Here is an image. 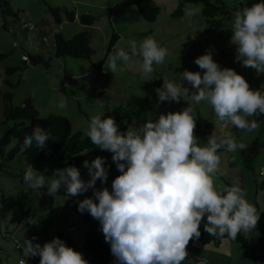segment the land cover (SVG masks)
<instances>
[{
    "label": "clouds",
    "instance_id": "1",
    "mask_svg": "<svg viewBox=\"0 0 264 264\" xmlns=\"http://www.w3.org/2000/svg\"><path fill=\"white\" fill-rule=\"evenodd\" d=\"M198 9H185L192 16ZM230 43L235 45V60L257 74L264 73V0H257L234 13ZM130 52L118 48L108 57L106 71H124V65L138 64L144 76H149L168 55L152 37L137 45L130 41ZM202 71L183 70L179 83L163 80L155 89L160 102L186 101L179 111H168L147 118L142 124L121 131L112 116L96 114L90 117L86 136L101 151H109L118 175L107 184L104 157L83 161L88 179H82L79 169L66 164L46 176L26 163L23 182L38 196L64 195L77 197L87 191L92 196L77 200L80 213L87 212L100 224L104 240L116 264H183L187 245L200 236V225L213 237L236 240L241 234L256 229L260 219L257 207L249 203L246 191L239 183L231 186L216 184L224 175L220 149L227 153L247 150L237 142L231 131L211 132L205 142L195 135L194 105L205 102L221 125L230 124L238 130L253 132L259 124L255 119L264 115V92L250 88L246 79L229 67H221L211 50L195 58ZM190 86V87H189ZM63 109V99L57 105ZM51 133L35 126L25 135L19 153L28 149L44 150ZM82 153L81 155H85ZM99 180L101 187H96ZM206 221V222H205ZM23 257L39 256L38 264H88L82 253L53 237L42 246L26 239Z\"/></svg>",
    "mask_w": 264,
    "mask_h": 264
},
{
    "label": "rangeland",
    "instance_id": "2",
    "mask_svg": "<svg viewBox=\"0 0 264 264\" xmlns=\"http://www.w3.org/2000/svg\"><path fill=\"white\" fill-rule=\"evenodd\" d=\"M147 1L161 6L156 20L151 23L142 18L133 0H9L17 17L16 20L8 18L6 30L0 16V54H4L0 59V91L12 94L13 105H20L25 97H31L40 117L50 113L66 116L72 129L80 130L83 137L86 136L90 117L96 114L119 117L116 123L124 131L142 124L147 118L154 119L160 113L186 107L183 99L178 103L160 102L157 105L155 89L161 87L165 79L179 83L180 73L185 69L202 71L194 61L206 50H211L213 59L221 67L232 68L241 74L250 88L264 91V73L257 74L254 69L236 61L235 45L230 43L234 13L251 0H224L218 13L224 24L218 27L208 25L201 16V7L209 0L187 3V9L199 11L192 16L184 12L179 17L171 14L179 0ZM48 3L60 8V24L53 20ZM64 7L76 13L73 22L68 21ZM84 12L96 14V20L90 26H84L79 21V15ZM24 24L31 27L25 28ZM83 28L91 34L90 46L94 54L90 59L66 57L50 60L49 66L27 63L22 67L26 51L45 57L51 55L55 32L69 38ZM113 32L119 38L107 53ZM147 36H152L160 46L168 49L164 63L154 64L152 74L144 76L138 64L126 66L120 61L117 66L124 71L111 73L105 70L109 55L115 54L118 48L130 52V41H136L139 46ZM100 61H103L101 70L93 65ZM6 67L16 69L6 76ZM6 77L14 83L13 86L4 81ZM62 99L65 107L60 109L57 105ZM3 111L0 95V136L13 123L4 118ZM193 116L196 122L194 133L201 142H205L211 132L221 134L233 131L237 142L248 145L245 151H218L224 175L218 176L215 182L217 186L239 183L245 189L248 202L256 206L262 216L253 231L264 232L259 228L264 225V175L260 173L264 169V122L257 120L259 127L253 132L234 130L230 124L221 125L213 109L205 102L194 105ZM1 165L7 172L0 170V264H19L18 260L24 258L22 245L25 237L29 240L34 238L43 245L53 237L65 242L68 235L74 242V250L81 252L87 232L96 231V226H100L90 214H82L77 209V200L92 196V191L66 198L63 188L53 197L46 194V189H41L45 194L38 196L23 182L26 164L22 157L0 158ZM37 170L47 180L54 169L47 161H42ZM84 177L87 180V176ZM111 181H107L109 190ZM25 209L29 210V219L24 215ZM96 233L100 241L105 242L102 231ZM200 244L190 240L187 245L189 255L183 264H254L253 254L242 249L238 243H233L240 250L238 255L235 250L232 255H221L222 251L217 249V252L213 245L209 248ZM25 260H30L31 264L39 262L37 256L25 257ZM256 260L264 264V256L258 255Z\"/></svg>",
    "mask_w": 264,
    "mask_h": 264
},
{
    "label": "trees",
    "instance_id": "3",
    "mask_svg": "<svg viewBox=\"0 0 264 264\" xmlns=\"http://www.w3.org/2000/svg\"><path fill=\"white\" fill-rule=\"evenodd\" d=\"M198 0H179L177 6L172 11V16L179 17L183 15L187 3H196ZM257 0H251L246 6H250ZM138 12L142 18L151 23L156 20L161 6L157 3L149 2L147 0H133ZM224 0H209L201 7V16L204 21L210 26H220L224 24V19L218 17V13L222 8ZM48 10L53 17V20L60 24L62 18L60 17L59 7L52 6L48 3ZM65 14L69 22H73L76 18V13L73 9L67 10L64 7ZM0 16L3 18V28L8 30L7 20H16L17 14L13 10L9 0H0ZM96 20V14L92 12L81 13L79 21L84 26H90ZM23 27L30 28L31 26L24 24ZM119 38L116 33H112L111 39L107 45L106 52L109 53L114 47V42ZM91 34L86 28L76 31L71 37L64 38L61 33L55 32L53 34V51L49 57L43 54H31L26 51L23 60V66L27 63L32 65L49 66L52 59H64L66 57L90 59L94 54V50L90 46ZM4 54H0V59ZM103 61L93 63L94 67L101 70ZM16 68L6 67V76L10 75ZM4 81L13 86L8 77ZM260 90V89H258ZM264 92L263 90H260ZM3 100V116L6 120H11L13 123L10 128L0 136V158L12 159L22 157L24 163L31 164L36 170L40 162L47 161L51 169L63 168L66 164L76 166L82 179L87 176V170L83 167V161L91 162L96 156L104 157L105 167L107 170V181L117 176L118 170L115 163L112 161V154L109 151H101L91 144L87 136H82L80 130H73L68 118L62 114L50 113L45 117H40L39 111L31 97H25L20 105H13L12 94L0 91ZM116 122L119 117H113ZM264 122V115H259L255 118ZM40 126L51 133L52 138L47 141L46 149L40 150L35 147L28 149L22 154L19 153L20 144L23 142L25 135H29L35 126ZM234 130H237L234 127ZM232 133H234L232 131ZM9 146V147H8ZM85 155H81L85 153ZM0 170L7 172V169L0 166ZM86 180V179H85ZM96 186H102L100 181H96ZM109 188L108 184L104 185ZM110 189V188H109ZM24 215L27 219L30 218L28 209H25ZM206 222V221H205ZM27 239V237H25ZM23 239V243L24 240ZM222 239H228L241 245V247L253 254L254 264H259L256 256H264V236L261 234L249 233L241 234L236 237V240H231L228 237H213L204 231V222L200 225V236L193 241L201 244L213 243L217 244ZM32 242L37 243L36 239L31 238ZM65 243L67 246L75 249L73 240L66 235ZM42 246V245H41ZM19 248L20 246L17 245ZM81 253L88 261V264H116L115 258L110 251V245L107 242H101L95 231H88L85 240L82 243ZM39 258V256H37ZM19 261V260H18Z\"/></svg>",
    "mask_w": 264,
    "mask_h": 264
},
{
    "label": "crops",
    "instance_id": "4",
    "mask_svg": "<svg viewBox=\"0 0 264 264\" xmlns=\"http://www.w3.org/2000/svg\"><path fill=\"white\" fill-rule=\"evenodd\" d=\"M75 207V206H74ZM73 214H75L76 216H77V212L75 211V210H73ZM261 218H262V216H261V213H260V222H261ZM97 227H98V225L96 226V231L95 232H101V231H97ZM259 228L260 229H264V225H260L259 226ZM251 233H260V234H262L263 236H264V232L263 231H253V232H251ZM97 234V233H96ZM97 236H98V234H97ZM99 237V236H98ZM233 243H235V242H231L230 240H228V239H222L219 243H217V244H213V243H208V244H200V245H204V246H206V247H209V248H211L212 247V245H213V247L216 249V251L218 252V250H220V251H222V252H224V253H222V252H220L219 254H221V255H224L225 253H227V254H229V255H232V252H233V250H235L236 252H237V255L238 254H240V250L237 248V246H234V244ZM218 249V250H217ZM243 249V248H242ZM245 250V249H244ZM227 254H226V256H227ZM218 263V262H217ZM226 264H230V263H226Z\"/></svg>",
    "mask_w": 264,
    "mask_h": 264
},
{
    "label": "built area",
    "instance_id": "5",
    "mask_svg": "<svg viewBox=\"0 0 264 264\" xmlns=\"http://www.w3.org/2000/svg\"><path fill=\"white\" fill-rule=\"evenodd\" d=\"M260 173H261L262 175H264V169H263V171H261ZM100 230H101V229H100V226H98V227H97V231H100ZM18 263H19V261H18ZM31 263H32V262H31L30 260H27V261H26V264H31Z\"/></svg>",
    "mask_w": 264,
    "mask_h": 264
}]
</instances>
